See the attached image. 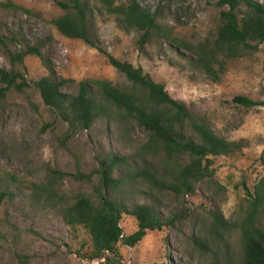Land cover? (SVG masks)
I'll return each mask as SVG.
<instances>
[{"label":"rangeland","instance_id":"rangeland-1","mask_svg":"<svg viewBox=\"0 0 264 264\" xmlns=\"http://www.w3.org/2000/svg\"><path fill=\"white\" fill-rule=\"evenodd\" d=\"M254 1L264 5V0ZM136 2L156 13L172 38L193 44L215 33L221 11L216 0ZM60 14L55 0H0V37L7 39L5 45L0 42V68H11L4 47L19 51L44 41L42 53L48 66L58 78L74 82L65 84L63 93L73 94L78 82L92 79L129 88L130 83L105 55L58 33L51 21ZM94 29L102 50L141 68L172 99L183 102L193 114L206 116L219 137L244 142L241 152L215 159L214 179L198 184L193 195L158 194L155 204L161 215L165 219L180 215L179 222L147 232L133 248L119 244V263L239 264L241 226L253 198L264 194V107L245 109L232 100L244 96L264 102V43L253 55L230 61L221 80L214 83L193 71L187 52L174 44L158 40L139 50L138 35L124 31L105 15L95 17ZM48 73L39 58H24L22 74L27 84ZM145 139L139 129L117 133L115 123L100 119L89 131L70 134L35 89L10 90L0 100V189L11 194L0 207V264H103V260L89 259L88 232L67 226L60 208L78 193L94 194L96 176L90 175L92 182L86 183L75 179V174L89 175L100 155H132ZM130 188L132 193L122 196L128 204H153L145 185L136 182ZM216 211L229 222L231 231L210 228ZM257 220L264 229V200ZM119 225L125 237L137 228L127 216ZM198 241L205 249L195 244Z\"/></svg>","mask_w":264,"mask_h":264},{"label":"trees","instance_id":"trees-1","mask_svg":"<svg viewBox=\"0 0 264 264\" xmlns=\"http://www.w3.org/2000/svg\"><path fill=\"white\" fill-rule=\"evenodd\" d=\"M55 2L61 14L51 23L58 33L80 40L105 55L130 87L120 89L107 80L92 79L78 82L73 94L63 93L64 85L74 82L56 76L42 53L44 41H40L19 51L4 47L11 68H0V100L10 90L22 93L32 87L52 114L67 125L70 134L89 131L99 119L115 123L117 133L133 128L144 132L145 141L132 155L106 153L96 158V168L89 175L75 174V179L86 183L92 182L90 175L96 176L94 194L78 193L69 205L60 208L67 226L82 227L88 232L90 260L120 264L119 244L133 248L147 232L174 227L179 222L180 215L167 219L161 215L155 204L158 194L170 193L176 198L193 195L198 184L214 179L215 159L241 152L244 142L219 137L206 116L193 114L183 102L172 99L164 86L153 81L141 68L102 50L94 29L95 17H113L121 29L135 32L139 50L158 40L176 45L189 55L186 61L193 71L217 83L230 61L253 55L264 43V5L254 0H216L221 11L215 33L193 44L172 38L158 23L156 13L143 9L136 0H95V4L91 0ZM5 40L0 37L4 45ZM27 56L39 58L49 72L32 85L27 84L22 74ZM232 101L245 109L264 107V102L244 96H236ZM136 182L145 185L153 204H128L122 198L132 193L130 186ZM10 196L6 189H0V207ZM263 197L264 194L253 198L241 226L239 264H264V229L257 220ZM123 216L132 217L137 226L136 231L126 237L119 225ZM210 228L232 230L218 211L211 214ZM195 244L202 249L206 247L199 241Z\"/></svg>","mask_w":264,"mask_h":264},{"label":"built area","instance_id":"built-area-1","mask_svg":"<svg viewBox=\"0 0 264 264\" xmlns=\"http://www.w3.org/2000/svg\"><path fill=\"white\" fill-rule=\"evenodd\" d=\"M121 238H122V236H121Z\"/></svg>","mask_w":264,"mask_h":264}]
</instances>
